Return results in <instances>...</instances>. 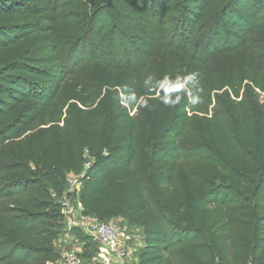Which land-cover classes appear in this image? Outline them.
<instances>
[{
  "label": "rangeland",
  "instance_id": "374dc122",
  "mask_svg": "<svg viewBox=\"0 0 264 264\" xmlns=\"http://www.w3.org/2000/svg\"><path fill=\"white\" fill-rule=\"evenodd\" d=\"M16 1L23 7L14 25H29L38 35V75L29 77L27 87L41 104L36 120L21 129L18 112L9 122L0 116L18 132L13 170L0 183V218L26 213L35 193L47 191L43 167H56L64 177L62 195L47 193L50 213L63 226L52 245L57 258L42 259L43 264H67L63 253L72 254L76 264H141L139 257L149 247L143 224L121 215L100 218L125 231L128 256L123 261L88 258L69 235L61 205L67 198L81 216V188L92 154L106 156L133 131L142 144L134 167L158 214L181 241L165 260L250 264L254 230L264 213L259 200L264 190V0L263 12L252 20L235 6L238 0H218L204 20L196 19L189 0H170L164 9L149 0ZM241 2L254 13L260 0ZM224 14L240 27L234 30ZM133 23L140 27L139 35L129 30ZM243 115L251 121L258 162V181L248 193L225 170L248 171L231 163L215 132V124L224 122L230 143L248 151L240 137ZM166 117H176L180 131L170 148L176 171L167 193L153 183L149 155L150 130ZM8 182L16 186L10 188ZM213 187L230 200L194 214L196 197Z\"/></svg>",
  "mask_w": 264,
  "mask_h": 264
},
{
  "label": "trees",
  "instance_id": "16d2710c",
  "mask_svg": "<svg viewBox=\"0 0 264 264\" xmlns=\"http://www.w3.org/2000/svg\"><path fill=\"white\" fill-rule=\"evenodd\" d=\"M189 1L190 10L195 11L197 20H204L211 15L218 2V0ZM149 2L156 8L164 9L170 0ZM237 2L235 6L240 8L248 20L255 19L263 12L262 0L257 4L254 13L248 3H242L241 0ZM22 7L23 5L16 0H0V116L9 122L15 112H18V116L23 118L19 123L20 129L36 120L41 104L37 94L27 87L30 85L29 77L38 75L36 69L39 61L36 53L38 35L29 25L13 23ZM123 18L126 20L127 17ZM222 19L234 30L240 27L228 14H224ZM128 28L137 35L141 32L140 27L134 23ZM178 122L176 117H166L158 121L149 133L150 166L154 169L153 183L163 187L165 193L175 182L176 161L171 151L180 134ZM215 132L220 147L231 163L248 171L247 175H244L225 170L237 186L248 193L258 181L254 173V167L258 163L255 155L256 138L252 133L249 117L243 115L240 122V137L248 151L230 143L231 137L224 122L215 124ZM17 137L18 132L13 125L0 121V183L7 182L13 170L11 168L14 158L13 147ZM135 140V134L131 131L127 138L111 148L106 156L92 154L94 161L83 177L82 206L88 215L99 221L100 218L110 219L117 215L137 220L143 224V235L149 245L139 257L141 264H170L164 257L181 241L173 234L171 223L158 214L144 180L134 167L142 149L140 141ZM250 153H254L253 157ZM260 159H263L264 166V147ZM42 176L47 191L44 189V192L35 193L37 199L26 203V213L19 212L18 219L0 218V264H43L42 259L57 258L52 245L58 235L56 230H60L63 225L50 213L52 205L47 192L50 190L56 197H61L64 177L58 168L49 165L43 167ZM146 180L149 181L148 178ZM6 186L14 188L16 185L8 182ZM260 198L261 208L264 209V190ZM228 200L230 199H227L221 190L209 188L196 197L193 213H198L204 206L214 203L222 205ZM69 235L83 246L86 257L95 258L99 255V250L80 231L72 229ZM254 235L250 264H264V213L260 216ZM18 237L22 238V241H19Z\"/></svg>",
  "mask_w": 264,
  "mask_h": 264
},
{
  "label": "built area",
  "instance_id": "2783aa9c",
  "mask_svg": "<svg viewBox=\"0 0 264 264\" xmlns=\"http://www.w3.org/2000/svg\"><path fill=\"white\" fill-rule=\"evenodd\" d=\"M61 205L66 218V229L70 232L72 229H77L84 236L88 237L91 244L99 248L97 258L106 256L107 259H116L123 261L127 258V242L129 241L125 231L120 228L117 223L100 222L97 218L86 216L83 206H79L83 211V215L77 216L76 211L69 207L67 198L61 199ZM61 258L67 264H76V258L70 253H63Z\"/></svg>",
  "mask_w": 264,
  "mask_h": 264
}]
</instances>
